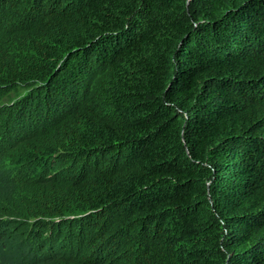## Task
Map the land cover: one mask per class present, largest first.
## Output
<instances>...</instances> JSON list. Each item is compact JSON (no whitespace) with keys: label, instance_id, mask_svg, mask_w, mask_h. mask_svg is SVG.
Returning a JSON list of instances; mask_svg holds the SVG:
<instances>
[{"label":"trees","instance_id":"16d2710c","mask_svg":"<svg viewBox=\"0 0 264 264\" xmlns=\"http://www.w3.org/2000/svg\"><path fill=\"white\" fill-rule=\"evenodd\" d=\"M2 182L17 264H264V0H0Z\"/></svg>","mask_w":264,"mask_h":264},{"label":"rangeland","instance_id":"374dc122","mask_svg":"<svg viewBox=\"0 0 264 264\" xmlns=\"http://www.w3.org/2000/svg\"><path fill=\"white\" fill-rule=\"evenodd\" d=\"M13 191L10 190L6 182L0 183V193L11 195ZM2 243L0 245V264H17L27 261L28 248L22 239L5 237Z\"/></svg>","mask_w":264,"mask_h":264}]
</instances>
